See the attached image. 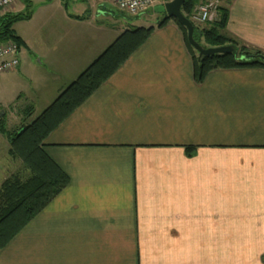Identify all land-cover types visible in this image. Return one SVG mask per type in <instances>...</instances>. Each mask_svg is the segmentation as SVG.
<instances>
[{"label":"crops","instance_id":"obj_1","mask_svg":"<svg viewBox=\"0 0 264 264\" xmlns=\"http://www.w3.org/2000/svg\"><path fill=\"white\" fill-rule=\"evenodd\" d=\"M87 1L89 15L51 12L19 35L20 65L2 73L17 82V113L44 111L129 29L97 20L113 0ZM222 6L224 32L264 51V0ZM44 148L69 184L0 248V264H264V68L198 82L173 20Z\"/></svg>","mask_w":264,"mask_h":264},{"label":"trees","instance_id":"obj_2","mask_svg":"<svg viewBox=\"0 0 264 264\" xmlns=\"http://www.w3.org/2000/svg\"><path fill=\"white\" fill-rule=\"evenodd\" d=\"M24 1L27 11L5 12L0 15V43L14 41L20 48L24 44L13 27L14 23L30 19L34 13L33 0ZM200 2L201 0H185L181 10L191 19ZM219 16L218 20L205 26L193 22L194 37L200 43V39L204 38L208 43L205 47L231 45L234 47L232 52L203 55L200 58L188 40L187 28L178 19L165 13L164 18L159 19L156 25L137 26L123 31L32 122L23 121L20 126L10 129L4 116L0 115V132L9 141L10 156L19 159L24 168L29 170L27 176L19 172L12 173L0 186V248L8 244L69 184L67 173L46 152V138L148 40L156 27L164 26L170 20L180 27L192 53L194 74L198 82L216 69L264 68V51L248 47L224 32L228 22V10L225 7H220ZM24 112V119L33 113L29 107ZM187 148L189 154H193L196 149L194 146Z\"/></svg>","mask_w":264,"mask_h":264},{"label":"rangeland","instance_id":"obj_3","mask_svg":"<svg viewBox=\"0 0 264 264\" xmlns=\"http://www.w3.org/2000/svg\"><path fill=\"white\" fill-rule=\"evenodd\" d=\"M101 1L102 0H92V3H94L92 5L97 7V4L101 3ZM107 1L111 2V0H107ZM88 3L89 1L87 0H33V10L35 11L33 19L20 20L14 23L13 27L18 35L22 36L23 34L26 33H30L32 35L37 29V27L42 24L43 17L49 16L51 12L53 13L60 12L61 14L65 13L66 15H68L69 13L89 15L91 10L88 11V6H89ZM107 4H108L109 12L104 10H99V13L96 14L97 20L108 21V22L110 20L113 21V19L108 17L107 14L109 13V16L111 17L115 16V18L118 21H121V23L128 25L129 28H135L137 26L156 25L159 19L164 18V14H165V13H157L154 10V8H152L151 10H148L147 12L141 15L132 17L122 12L117 7V5L110 4L108 2ZM27 10L28 8L25 4V1L17 0L13 5L2 9L0 15H3L5 12L18 13ZM219 17L220 16H218V19ZM196 24L200 26H205L209 23H196ZM200 41L204 47L208 45V43L204 40V38H201ZM2 44L4 43H0V45ZM15 83L17 82L14 76L12 77L9 74L0 75V112L3 114L6 125L10 129L20 126L23 123V121L24 123L32 122L43 112L42 108H37L35 112H33L26 119H24L25 115L19 114L15 111L17 109L15 108V106L12 105L14 100H16L18 97L15 90L18 86L14 85ZM9 148L10 145L7 137L0 132V186L2 182L14 172L15 173L19 172L23 176L29 175V170L24 168L22 162L19 159L10 156Z\"/></svg>","mask_w":264,"mask_h":264},{"label":"built area","instance_id":"obj_4","mask_svg":"<svg viewBox=\"0 0 264 264\" xmlns=\"http://www.w3.org/2000/svg\"><path fill=\"white\" fill-rule=\"evenodd\" d=\"M17 0H0V9L13 5ZM171 0H113L124 13L132 16L141 15L159 4ZM222 0H201L194 9L191 20L195 23H212L218 19ZM21 48L14 41L0 45V75L13 71L20 65Z\"/></svg>","mask_w":264,"mask_h":264},{"label":"water","instance_id":"obj_5","mask_svg":"<svg viewBox=\"0 0 264 264\" xmlns=\"http://www.w3.org/2000/svg\"><path fill=\"white\" fill-rule=\"evenodd\" d=\"M184 2L185 0H171L164 4L157 5L154 10L157 13H166L169 17L178 19L187 28L188 40L190 44L199 52L200 58L203 55L234 51V47L231 45L204 47L200 42H198L194 37L195 25L193 21L181 10Z\"/></svg>","mask_w":264,"mask_h":264},{"label":"flooded vegetation","instance_id":"obj_6","mask_svg":"<svg viewBox=\"0 0 264 264\" xmlns=\"http://www.w3.org/2000/svg\"><path fill=\"white\" fill-rule=\"evenodd\" d=\"M0 115L3 116V114L0 112Z\"/></svg>","mask_w":264,"mask_h":264}]
</instances>
